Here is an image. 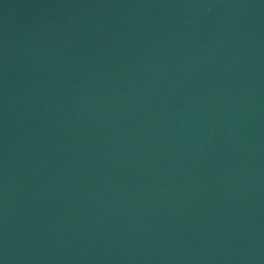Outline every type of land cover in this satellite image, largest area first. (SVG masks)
I'll use <instances>...</instances> for the list:
<instances>
[{
	"label": "water",
	"instance_id": "water-1",
	"mask_svg": "<svg viewBox=\"0 0 264 264\" xmlns=\"http://www.w3.org/2000/svg\"><path fill=\"white\" fill-rule=\"evenodd\" d=\"M0 264H264V0H0Z\"/></svg>",
	"mask_w": 264,
	"mask_h": 264
}]
</instances>
